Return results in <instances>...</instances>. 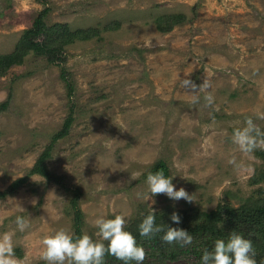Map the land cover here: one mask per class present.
Wrapping results in <instances>:
<instances>
[{
	"label": "rangeland",
	"instance_id": "rangeland-1",
	"mask_svg": "<svg viewBox=\"0 0 264 264\" xmlns=\"http://www.w3.org/2000/svg\"><path fill=\"white\" fill-rule=\"evenodd\" d=\"M44 9L47 25L88 36L53 63L27 50L22 63L0 70V190L27 175L0 198V235H11L17 264H46L43 237L61 228L74 234L73 196L82 233L99 241L93 221L101 215L121 214L128 224L152 209L211 211L238 207L258 188L264 195L263 182L250 183L264 144L244 153L231 141L247 117L264 132V0H0V55L20 46ZM175 14L183 22L160 31L157 19ZM183 79L210 88L187 89ZM69 114L67 133L51 144ZM47 149L53 179L30 173ZM159 159L192 202L146 199L145 175ZM17 216L29 221L23 232Z\"/></svg>",
	"mask_w": 264,
	"mask_h": 264
},
{
	"label": "trees",
	"instance_id": "trees-1",
	"mask_svg": "<svg viewBox=\"0 0 264 264\" xmlns=\"http://www.w3.org/2000/svg\"><path fill=\"white\" fill-rule=\"evenodd\" d=\"M46 10L44 9L39 12L34 18L31 27L22 32L20 46L16 47L11 53L0 55V70L8 69L15 64L22 63L27 50H31L37 54H45L49 62L53 63L57 59V53H62L65 46L77 39L88 36L87 31H72L66 25L56 23L47 25L43 19V13ZM183 20L184 16L178 14L159 17L157 19L158 28L164 32L169 30L173 25L183 22ZM161 22H168V26L166 28L162 27ZM39 37L43 38V40L35 41ZM26 47L29 49H26ZM64 74V70L62 69L61 77L69 85ZM71 122L72 116L69 114L63 122L60 132L51 138V144L60 136L67 133ZM48 154L47 149L39 155L30 173H39L47 178L53 179V175L44 166V161L48 158ZM256 155L262 160V164L255 170L254 175L251 176V184L264 183V150H257ZM156 171H163L166 176H169V168L161 159L157 160L149 168L147 174ZM26 177L27 175L17 178L6 189L0 190V198L14 193L25 183ZM70 204L75 230L73 235L80 236L83 234L81 231L82 211L78 204V195L70 199ZM173 212L179 214L181 218L179 224L171 221L170 217ZM149 213L151 212H145L143 215L137 216L125 225V230L135 236L137 243L146 252L148 260L151 259L146 264H163L189 256L194 258L196 264H200L203 251L205 249L211 250L214 246V241L217 239L227 240L233 231L252 241L256 253L254 257L256 264H264V195L261 188L256 189L255 194L246 197L238 207H231L228 203L221 204L211 211H205L195 207L183 209L171 206L165 207L155 212L156 224L161 226L164 231L156 233L150 238L141 237L139 235L138 225ZM112 217L109 216V218ZM169 227L181 228L188 231L193 238L192 242L184 247H180L178 244L170 245L164 242L161 237ZM104 263L122 264L123 262L114 256L106 254Z\"/></svg>",
	"mask_w": 264,
	"mask_h": 264
},
{
	"label": "clouds",
	"instance_id": "clouds-1",
	"mask_svg": "<svg viewBox=\"0 0 264 264\" xmlns=\"http://www.w3.org/2000/svg\"><path fill=\"white\" fill-rule=\"evenodd\" d=\"M181 84L184 88L194 91L210 88L208 81L197 85L190 79H183ZM198 99L194 96L193 102H198ZM204 99L209 104L213 101L211 95L205 96ZM258 118L264 119V114H260ZM244 123V127L234 129L231 141L238 146L241 152L250 153L264 144V132L251 117L245 118ZM229 163L235 162L230 160ZM173 178L174 176H166L163 171L149 172L145 181L147 184L146 199L149 200L157 194H164L174 201L184 199L186 202H192V195H189L184 188L175 189L172 183ZM170 219L176 224L181 221L176 212L171 214ZM93 224L101 238L99 241L93 240L86 233L74 236L61 228L43 237L41 259L46 264H104V257L107 254L114 256L123 264H132V262L143 264L144 249L137 243L135 236L125 230L126 220L123 215L116 214L112 218H105L101 215L94 219ZM16 225L21 232L30 226L29 221L22 216L16 217ZM138 231L141 237L147 238L164 231L156 224L153 209L138 225ZM161 239L170 245L178 244L184 247L190 244L193 238L184 229L169 227ZM105 241L107 244L104 243ZM255 254L252 241L233 231L227 240L217 239L211 250L205 249L200 258V264H256ZM0 264H17L12 237L8 233L0 235Z\"/></svg>",
	"mask_w": 264,
	"mask_h": 264
}]
</instances>
